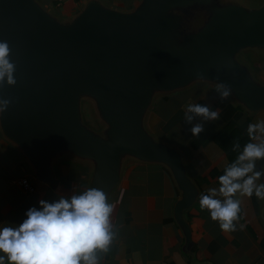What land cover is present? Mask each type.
Listing matches in <instances>:
<instances>
[{
  "label": "water",
  "instance_id": "obj_1",
  "mask_svg": "<svg viewBox=\"0 0 264 264\" xmlns=\"http://www.w3.org/2000/svg\"><path fill=\"white\" fill-rule=\"evenodd\" d=\"M0 40L16 66V84L0 86V98L10 100L0 127L36 178L57 188L54 165L70 157L92 166L89 187L110 200L128 160L162 165L180 191L173 217L194 256L185 214L199 189L182 153L157 139L146 119L157 96L197 83L225 84L247 113L264 112V82L238 59L246 51L264 59V2L139 0L124 11L87 0L61 19L39 0H0ZM85 99L103 129L84 124Z\"/></svg>",
  "mask_w": 264,
  "mask_h": 264
},
{
  "label": "crops",
  "instance_id": "obj_2",
  "mask_svg": "<svg viewBox=\"0 0 264 264\" xmlns=\"http://www.w3.org/2000/svg\"><path fill=\"white\" fill-rule=\"evenodd\" d=\"M86 1L40 0L61 19L72 18ZM101 1L104 3V0ZM111 1L110 7L130 11L139 0ZM250 53L253 58L259 59L258 70L255 67V71H252L264 82V59H260L254 52ZM217 87L197 83L187 89L166 94L154 102V113L151 116L148 114L146 119L147 128L154 136H170L182 129L183 146L179 143L170 145L182 153L188 174L197 185L199 195L210 187L219 186L218 176L223 173L225 164L230 162L224 150L212 141V136L225 126L226 122L221 116L224 103L237 104L231 95L221 99ZM173 97L177 99L175 105ZM192 103L210 105L219 113V118L205 121L203 117L193 114V120L189 123L185 113L188 104ZM170 104L173 105L172 110L165 116L162 110H156V107L160 109L161 105ZM240 115V126L264 118V112L250 114L243 108ZM195 123L204 124L205 130L201 134L208 138L200 147H194L191 141L197 137L191 132L192 124ZM161 141L168 143L166 140ZM176 141L181 140L177 138ZM54 169L60 181L55 189L36 178L29 162L3 135L0 127V221L19 222L24 218L26 209L32 205L38 206L40 199L53 200L89 187L92 173L89 163L70 157L61 158L55 163ZM25 177L35 186L34 193L28 194L21 187L20 180ZM179 198L180 191L164 166L128 160L123 169L121 184L109 200L114 205L112 221L117 235L107 252L97 250L100 264H264V219L261 216L264 199H258L255 195L239 196L241 213L239 220L235 221L237 227L234 231H224L218 221L211 219L208 210L201 208L198 196L185 214L194 243L191 250L194 256H191L184 251L185 236L173 217L174 206Z\"/></svg>",
  "mask_w": 264,
  "mask_h": 264
},
{
  "label": "clouds",
  "instance_id": "obj_3",
  "mask_svg": "<svg viewBox=\"0 0 264 264\" xmlns=\"http://www.w3.org/2000/svg\"><path fill=\"white\" fill-rule=\"evenodd\" d=\"M15 62L6 40H0V86L16 84ZM221 99L231 95V88L220 84ZM10 103L0 98V114ZM193 114L205 121H215L219 113L204 103L188 104L185 119L191 123ZM203 123L192 124V134L204 132ZM248 142L235 160L226 163L218 176V187H210L199 195L201 208L208 210L212 220L224 231H234L239 220V196L264 199V118L247 125ZM240 147L239 142L233 149ZM259 164V167L257 165ZM114 210L102 188L86 187L69 196L40 199L26 209L19 222L0 221V264H100V252H107L117 235L112 221ZM243 227V225H241Z\"/></svg>",
  "mask_w": 264,
  "mask_h": 264
},
{
  "label": "trees",
  "instance_id": "obj_4",
  "mask_svg": "<svg viewBox=\"0 0 264 264\" xmlns=\"http://www.w3.org/2000/svg\"><path fill=\"white\" fill-rule=\"evenodd\" d=\"M251 55H253L252 53ZM253 58V57H252ZM257 63L258 58H253ZM242 108L239 106L225 102L222 108V118L224 119L225 126L212 136V141L217 143L227 154L229 161L235 160L237 154L242 150L243 145L248 142L247 124L240 126L239 119ZM173 124V123H172ZM194 147H200L208 141L204 134L197 135L196 138L191 139ZM239 142L240 147L233 149V144ZM229 162V163H230Z\"/></svg>",
  "mask_w": 264,
  "mask_h": 264
},
{
  "label": "rangeland",
  "instance_id": "obj_5",
  "mask_svg": "<svg viewBox=\"0 0 264 264\" xmlns=\"http://www.w3.org/2000/svg\"><path fill=\"white\" fill-rule=\"evenodd\" d=\"M40 1V0H39ZM263 0H219V2L221 4H229V3H246L248 5V3H251L253 5L255 4H259L261 3ZM104 3L108 6L112 5V1L111 0H104ZM204 21L202 22V25H203ZM195 29V28H194ZM253 52V51H251ZM250 51H246L242 54V56L238 57L239 60H241L243 63L247 64L250 69H252L253 71H255V67L256 69L258 70V67L259 65L257 64V62L250 56H247V55H250ZM164 95H159L156 97L155 101H159L161 97H163ZM173 96H176L173 95ZM176 100L175 97H173V101L175 105L176 104ZM173 105H161L160 106V109L159 107H156V110L158 109V111L162 110L161 113L165 116L167 115L168 112H170L172 110V107ZM82 107H83V115H84V121L88 127H91L92 129H94V131H98V129H103L104 126L101 122V119L99 118V115L97 113V110H96V106L94 104V102L92 100H89V99H85L83 101V104H82ZM154 110V109H153ZM152 108L150 110V113H149V116H151L154 112H153ZM152 118V117H151ZM150 118V120H151ZM89 124V125H88ZM148 124V122H147ZM155 137L157 139H160V140H166L168 141L169 144L171 143H179L181 145V147L183 146V136H182V129H179L177 131H175L172 135L170 136H164V135H161V134H155ZM177 138H180L181 141H176ZM172 145V144H171Z\"/></svg>",
  "mask_w": 264,
  "mask_h": 264
},
{
  "label": "built area",
  "instance_id": "obj_6",
  "mask_svg": "<svg viewBox=\"0 0 264 264\" xmlns=\"http://www.w3.org/2000/svg\"><path fill=\"white\" fill-rule=\"evenodd\" d=\"M20 185L23 188V190L30 194V193H34L36 191L35 186L33 185L32 181L29 178H23L20 180Z\"/></svg>",
  "mask_w": 264,
  "mask_h": 264
}]
</instances>
